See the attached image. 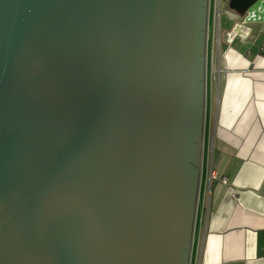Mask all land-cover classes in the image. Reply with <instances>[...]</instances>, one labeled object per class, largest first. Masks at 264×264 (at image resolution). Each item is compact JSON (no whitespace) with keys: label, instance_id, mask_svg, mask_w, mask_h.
Here are the masks:
<instances>
[{"label":"water","instance_id":"water-1","mask_svg":"<svg viewBox=\"0 0 264 264\" xmlns=\"http://www.w3.org/2000/svg\"><path fill=\"white\" fill-rule=\"evenodd\" d=\"M228 1L261 29L264 0ZM209 16L0 0V264H191Z\"/></svg>","mask_w":264,"mask_h":264},{"label":"crops","instance_id":"crops-1","mask_svg":"<svg viewBox=\"0 0 264 264\" xmlns=\"http://www.w3.org/2000/svg\"><path fill=\"white\" fill-rule=\"evenodd\" d=\"M229 17L221 46L214 23L218 94L196 264H264V23L256 30L234 11Z\"/></svg>","mask_w":264,"mask_h":264},{"label":"rangeland","instance_id":"rangeland-1","mask_svg":"<svg viewBox=\"0 0 264 264\" xmlns=\"http://www.w3.org/2000/svg\"><path fill=\"white\" fill-rule=\"evenodd\" d=\"M232 9L229 6L228 0H221L218 6V0H210V16H209V37H208V56H207V83H206V118H205V134H204V145H203V160H202V171H201V185H200V200L198 205L197 220L195 226L194 243L191 255V264H196V257L199 245V239L201 235V220L203 216L207 215L204 212V199L208 187V173L209 166L212 160V145H211V127L213 118V98L217 101L218 89L217 85L214 88L212 79V53L213 40L216 36V28L214 23L217 17V27H219V38L220 42L216 40L217 46L223 41L224 31L226 28L233 24L232 18L229 17V13Z\"/></svg>","mask_w":264,"mask_h":264},{"label":"built area","instance_id":"built-area-1","mask_svg":"<svg viewBox=\"0 0 264 264\" xmlns=\"http://www.w3.org/2000/svg\"><path fill=\"white\" fill-rule=\"evenodd\" d=\"M220 1L221 0H218V6L220 5ZM220 40V38H219V36H218V41ZM220 42V41H219ZM218 46H220V44L218 45ZM211 176H212V178H215L216 177V175H215V173L212 171V174H211Z\"/></svg>","mask_w":264,"mask_h":264}]
</instances>
